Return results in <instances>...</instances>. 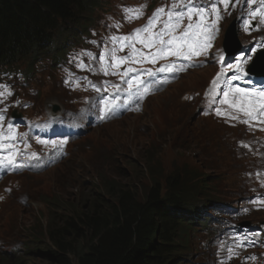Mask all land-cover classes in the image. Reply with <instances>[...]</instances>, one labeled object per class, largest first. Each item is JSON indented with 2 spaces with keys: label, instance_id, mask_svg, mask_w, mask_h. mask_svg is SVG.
I'll return each mask as SVG.
<instances>
[{
  "label": "trees",
  "instance_id": "16d2710c",
  "mask_svg": "<svg viewBox=\"0 0 264 264\" xmlns=\"http://www.w3.org/2000/svg\"><path fill=\"white\" fill-rule=\"evenodd\" d=\"M94 2L0 0V71L10 69L17 59L32 51L33 57L49 54L53 39L60 36L62 28L66 32L74 28L77 31L85 29V14L88 9L97 8ZM154 158L153 153L148 157L153 184L147 191L138 189L136 185H122L114 181L107 185V192L104 188L103 194L90 193L85 202L74 203L63 199L61 203L57 202V209L49 207V227L37 232L38 227L34 225L28 231L31 235L35 232V236L47 234L50 244L35 252L36 243L31 244L30 241V245H24L28 253L43 256L51 264H169L176 258L181 263L188 247L184 246L180 250L183 254L178 257L170 238L179 235V244H184L192 242L193 237L186 226L185 230L182 229L186 232L183 235L175 227L169 229L166 223L173 210L180 211L178 205L182 212L187 208L195 212L206 186L202 185L194 191V185L200 182L193 179L191 185V177L187 172L179 173V170L169 176L167 173L154 178L160 173V164ZM222 173L218 169L215 171L218 176ZM189 189L193 190V195H201L193 198L191 194L187 198ZM163 190L167 191L165 197L162 196ZM186 200L193 201L184 207ZM194 217L196 219L197 215ZM191 222L190 229L193 228L196 234L198 226L194 225L197 222L193 219ZM41 224L39 221L38 226ZM176 224L173 226L177 227ZM185 236L190 240L182 241ZM16 258L1 259L15 263Z\"/></svg>",
  "mask_w": 264,
  "mask_h": 264
},
{
  "label": "rangeland",
  "instance_id": "374dc122",
  "mask_svg": "<svg viewBox=\"0 0 264 264\" xmlns=\"http://www.w3.org/2000/svg\"><path fill=\"white\" fill-rule=\"evenodd\" d=\"M103 1V5L100 6L101 12L118 13L119 5L131 3L132 0ZM97 14H99L98 11ZM232 19L229 18L231 21L225 23L231 25L234 23V19ZM224 29L230 30V26ZM97 40L100 41V45H103V48L99 49L104 54L115 55L119 41L105 37L89 38L86 42L81 41L75 44L73 49L82 47L83 44L90 50L99 51L94 45ZM92 55V51H87V57ZM206 75L207 73L203 72L184 76L173 89H169L168 93L161 94L149 102L143 113L148 116L154 112L151 115L154 118H151L148 125H142L144 117H134L131 120L127 118L126 121L124 118V121L117 125L92 131L77 145L76 149L78 150L75 156L64 160L53 171L29 178L27 182L37 184L39 189L37 192L33 189L30 192L29 196L35 192L33 203L26 205L27 209L25 210L15 205L14 208L2 210L0 213V240L6 241L2 249L7 250L11 244L10 240H14L18 236H21L23 240L29 238L26 233L34 225L38 227L37 232L47 229L49 227L47 218L50 215L48 208L57 209V202L61 203L63 199L74 203L85 202L90 193L103 194L104 188L107 192V185L114 181L122 185H136L138 189L147 191L153 184L148 160L152 153L155 156L154 161L160 164V173L154 178H160L167 173L169 176L171 172L180 170L182 167L180 164L185 156L181 146L189 145L188 133L192 130H200L201 124L195 122V118L192 119V116L187 112L192 111L196 105L194 102L187 103L183 107L171 105V103L176 96L180 97L181 93L187 89L196 88L193 94L202 92ZM51 96L60 99V101L63 98L60 92L52 93ZM167 96L170 99L168 103H165L168 109H165L166 112L159 108H162V102ZM154 115L162 117L158 119ZM140 121L142 123H139ZM208 129L210 133H213L215 126L209 124ZM136 174H139L138 177ZM25 187H28V184ZM11 210H14L15 213L10 216ZM13 220L15 222H12ZM39 221L43 226H46L45 229H40ZM34 233L32 232V236L35 237L37 244L39 243L41 247L49 245L47 234L41 233L39 236H35ZM45 259L43 256H38L22 264H51ZM0 264L9 263L0 259Z\"/></svg>",
  "mask_w": 264,
  "mask_h": 264
},
{
  "label": "bare ground",
  "instance_id": "6f19581e",
  "mask_svg": "<svg viewBox=\"0 0 264 264\" xmlns=\"http://www.w3.org/2000/svg\"><path fill=\"white\" fill-rule=\"evenodd\" d=\"M89 27V26H88ZM149 100V99H148ZM147 100V101H148ZM147 101H146V104H147ZM58 110V109H57ZM100 109H98V108H95L94 109V116H100ZM88 122V120H85V123H87ZM107 124H109V123H107ZM107 124H105V125H107ZM88 126V125H87ZM100 126H101V123L100 122H98V121H96L95 122V128H97V129H93V128H91V127H83V126H80L79 128H78V135H79V139H78V142L80 143L81 141H83L89 134H90V132H92V131H95V130H98L99 128H100ZM77 141H75L74 143H71V141L70 142H67L66 144H68V143H70L69 145H68V152H69V150L71 151L73 148H77V144H75ZM65 144V145H66ZM96 147V146H95ZM97 148V147H96ZM48 149H54V148H52V147H48ZM11 153L13 154V158H19V153H20V150H12L11 151ZM47 157H46V161L48 162L49 160H51L52 158H58V162H60V161H62L61 163H59L55 168H53L52 170H50V171H53V170H55V169H57L58 167H59V165H61L62 163H63V161L65 160L64 158H63V156H62V154L60 153V151H58L57 149H56V153H53V154H51V152H48V154L46 155ZM25 161H23L22 159H21V161H20V164L21 163H24ZM43 162H39V161H36L35 162V164L34 165H32L31 163H29L28 164V167L26 166L25 168H23L22 167V165H20V171H21V174L22 175H24V176H28L29 174H28V170H30L31 169V166L32 167H38V168H44L45 166L42 164ZM19 171L17 170V171H15V169H12L11 170V174L13 175V178H14V180H15V182L16 183H18V184H24V185H27L28 184V188H32L33 190H35V192H37L39 189H38V187H37V184H29L27 181H26V179H24L23 177H20L19 175H16L17 173H18ZM225 171H223V173H224ZM42 173H43V170H40L39 172H37L36 173V177L37 176H40V175H42ZM215 174V173H214ZM228 174H230V173H228ZM12 181H9L8 183H7V188H6V190L8 191V189L10 188V186L12 185ZM22 190H23V192L24 193H27L26 191H25V189H23L22 188ZM22 190H20V192L22 191ZM35 192H33V193H31L32 195L31 196H29V197H27L22 203H20L19 205H17L18 207H20V208H22L23 207V209L25 210V209H27L26 208V205H28V204H31V203H33V196L35 195ZM4 195H2V194H0V197H3ZM216 196H217V198H220V197H222V194H216ZM5 199H7V198H5ZM201 205H202V208H205L206 210L208 209V207H207V204L206 203H203V202H201ZM204 205V206H203ZM8 207H9V205H8ZM7 207V208H8ZM12 209V208H11ZM48 211H49V208H48ZM79 211V210H78ZM15 213V211L14 210H11V212H10V216L11 215H13ZM221 215H223V214H226V212H225V210H224V212H221L220 213ZM205 215L203 214V213H200V215L199 216H197V218L196 219H194V220H196V222H197V225H194V226H199V224H200V222L201 221H204L205 220ZM216 221H218V228H217V230L219 231L221 228H223V226H221L220 224H225V226H226V228L228 227V228H230V227H232V226H234V224H232V223H230V222H224V221H221L220 219H215ZM12 222H15L14 220L12 221ZM49 225V224H48ZM40 227H42V229H45V227L44 226H42V224H41V226ZM112 229V228H111ZM235 230V229H234ZM233 230V231H234ZM224 233V232H223ZM34 234H36V233H34ZM224 235V234H223ZM223 235L221 236V238L223 237ZM226 235H230V234H226ZM43 236V235H42ZM196 237H197V235H195L194 237H193V239H192V241H194L195 239H196ZM30 238H32L31 239V244L33 243V242H35L36 243V245L34 246V248H35V252L38 250V249H41V246H40V244L38 243L37 244V242L35 241L36 239H35V237H33L32 235H31V237ZM48 239V238H47ZM21 240H23L22 238H21V236H18L17 238H15L14 240H10L11 241V247H10V250L9 249H7V250H5V249H2V244L0 243V259L1 258H5V257H8V258H11V257H17L16 259H17V262H15V263H12V264H22V263H25L26 261H30L31 259H33V258H35V257H38V256H36V255H34V253L33 254H29L28 253V251H27V248H25V247H22L21 248V252H20V255L19 256H16V253L18 252V247H20V243H19V241H21ZM49 241V240H48ZM193 243V242H192ZM49 244H50V241H49ZM17 245H18V247H17ZM221 245H222V241L221 242H219V244H218V246H216L215 248H213V249H211L210 250V252H208V254L209 253H211L212 252V254L214 253V252H218L219 251V247H221ZM207 247V245L206 244H204L203 245V248H206ZM189 248V247H188ZM195 249H198L197 247H195ZM216 249H218V250H216ZM216 250V251H215ZM194 250H191V251H189V252H186L185 253V258L183 259V261L180 263L179 261H177V258H176V260H173V261H171L169 264H194V258L191 260V261H189L188 262V257H189V255H191L192 254V252H193ZM187 253H188V255H187ZM209 255H211V254H209ZM237 256H238V254H236V253H233V252H228V253H225L224 255H220L219 254V256L218 257H216L214 260H213V262H215L216 260H218L219 259V257H235V258H237ZM3 260V259H2ZM6 262H8V263H10L11 264V262H9V260H5ZM213 262H211L210 264H212ZM240 262L241 261H238V262H236V264H240ZM217 264H219V262H217Z\"/></svg>",
  "mask_w": 264,
  "mask_h": 264
},
{
  "label": "snow or ice",
  "instance_id": "6c2138e0",
  "mask_svg": "<svg viewBox=\"0 0 264 264\" xmlns=\"http://www.w3.org/2000/svg\"><path fill=\"white\" fill-rule=\"evenodd\" d=\"M224 3H227V0H223ZM215 11V9H213ZM163 9H159L158 12H162ZM197 12V10L195 8H189L188 9V15L189 17H191V15L193 13ZM200 13V18L201 21H203L205 12L203 9L199 10ZM171 13L169 14V16L171 17ZM184 14L183 13H178L177 17L180 18L182 17ZM219 19V17H217ZM152 21H150V25H151ZM149 25V26H150ZM149 26H146L149 27ZM191 27V25L189 26ZM141 30L137 29L136 32L139 33ZM218 33V29H216L215 25H210L208 26V28H204L201 24H197L196 25V31L194 33H192L191 35L188 32L184 33V36L181 38L185 41V44L189 50V53L195 52L197 54L204 52H207V49L210 48L212 46V41L215 37V35ZM162 35V34H161ZM120 39H124V38H120ZM175 39V38H173ZM161 44H165L166 42L163 41V39L160 40ZM168 44L172 43V41H168ZM255 47V45H254ZM165 51V48H161L159 55L163 56ZM247 55L241 56L239 58L238 61H236L235 63H230L228 64V68L233 69L234 70V75H232L229 79L230 80H238V79H242L245 77H249V74L251 72V69H246L244 65L247 64V62L251 59L252 56V49H246ZM176 55H180V49H177L176 53H174ZM220 60H223V56H221L219 58ZM129 72L134 71L133 69H128ZM147 71L148 75H154L150 70H145ZM161 72L165 71L164 68L160 69ZM219 82V77L217 78L216 81H214V85L216 83ZM129 87H131V85H129ZM148 89H144V91H147ZM232 96L233 100H232V105L240 108L241 110H245V106H247V114L251 115L252 111L255 108V105L253 103V100H255L257 97L261 99V104H260V108H264V87L261 88V90H259L256 93H253L251 90H246V89H241V88H233L231 85H228L227 90L223 92V97H224V101H221L222 103H225L228 101V98ZM252 97L253 100H249L248 98ZM104 104V112L110 113L111 111L114 110L115 107H118L117 105H115L114 101H108L105 100L103 101ZM217 114H220L219 111L217 112ZM43 143V141H42ZM11 163V161H10Z\"/></svg>",
  "mask_w": 264,
  "mask_h": 264
}]
</instances>
